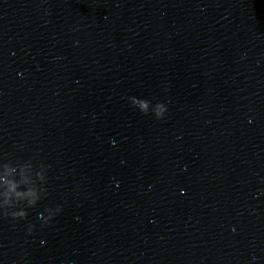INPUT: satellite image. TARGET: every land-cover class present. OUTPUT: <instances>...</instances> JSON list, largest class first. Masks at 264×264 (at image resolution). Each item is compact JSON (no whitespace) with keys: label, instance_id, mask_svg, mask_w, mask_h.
I'll list each match as a JSON object with an SVG mask.
<instances>
[{"label":"clouds","instance_id":"1","mask_svg":"<svg viewBox=\"0 0 264 264\" xmlns=\"http://www.w3.org/2000/svg\"><path fill=\"white\" fill-rule=\"evenodd\" d=\"M137 107L145 115L151 111L157 119H163L168 111L164 102L154 105L150 100L130 97ZM0 167L5 172L0 175V218L11 219L13 222L27 219L28 209L35 208L38 203L48 196V168L42 160L34 163L33 159L13 160L11 158L0 159ZM29 172L31 173L29 175ZM62 211V205L45 209L46 215L41 214V228L47 227ZM35 225L29 222L27 232L31 234ZM43 243V241H42Z\"/></svg>","mask_w":264,"mask_h":264}]
</instances>
